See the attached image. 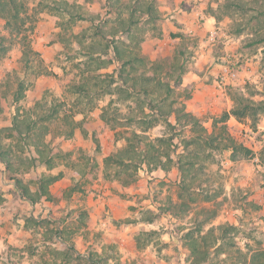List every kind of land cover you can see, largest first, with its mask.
Instances as JSON below:
<instances>
[{
	"label": "rangeland",
	"instance_id": "1",
	"mask_svg": "<svg viewBox=\"0 0 264 264\" xmlns=\"http://www.w3.org/2000/svg\"><path fill=\"white\" fill-rule=\"evenodd\" d=\"M193 8L215 18L209 28L186 31ZM204 22L200 15L194 24ZM1 37L7 52L0 58V130L12 126L18 107L22 112L55 104L60 116L46 139L63 151L51 169L39 161L33 165V145L18 150L21 138L14 131L0 134L13 148L10 181L18 176L36 189L41 174H61L50 185L52 198L31 204L14 182L1 181L0 172V212L10 214L8 233L20 240L0 253L2 264H87L91 255L99 264H190L184 234L205 218V208L216 210L205 230L237 226L226 238L235 234L237 245L223 244L210 264H240V250L264 249V110L255 117L222 116L238 105L237 97L264 100V0H0ZM116 46L122 58L113 62ZM232 49L242 64L248 60V70L220 90L213 80ZM129 54L139 59L137 69L127 65L121 71ZM128 72L139 82L152 78L153 95L171 89L168 101L197 119L172 125L175 115L167 124L149 113L158 120L146 131L151 138L172 139V157L189 169L185 181L194 178L192 196L181 191L175 162L168 171L143 164L129 183L127 174L105 170V157L143 125L140 115L129 119L137 113L139 92L127 96L128 84L121 83ZM196 91L206 100L191 108ZM150 104L146 98V112ZM66 115L75 123L71 136L58 131ZM106 219L114 229H99ZM130 227L138 250L124 255L107 234Z\"/></svg>",
	"mask_w": 264,
	"mask_h": 264
},
{
	"label": "trees",
	"instance_id": "2",
	"mask_svg": "<svg viewBox=\"0 0 264 264\" xmlns=\"http://www.w3.org/2000/svg\"><path fill=\"white\" fill-rule=\"evenodd\" d=\"M6 52L7 46H5V38L1 37L0 58ZM114 53V58L116 59L112 58L111 61L117 62L122 58L117 46L114 47ZM129 55L130 58L127 61L120 62L121 71H128L125 70L127 65L133 67V71L137 69L136 62H138L139 59L134 54ZM130 72H128V75L122 79L121 85L127 86L128 84L127 96H131L132 92H139V96L136 97L139 104L136 111L137 113L134 116H129V119L132 121L140 115L141 123L139 124L143 125L141 126L142 128L140 132L133 129L130 130L128 134H125V146L105 157V170L108 171L109 169H115V176H119L123 173L127 174V176L131 177V180H127L126 182L129 183L143 164H147L151 169L160 168L168 171L171 169L172 163L175 162L179 171L182 173L181 177L183 179L180 185L181 191L186 192L188 196H192V183L194 178L191 177L189 181H185V177L189 175L187 174L189 169L185 168L181 158L179 160H174L172 157L170 150V140L172 139L166 135L151 138L146 134V131L153 127L158 120V118L150 117L151 115H149V113H155V115L157 113L159 116H162L165 118L167 124H172L169 118L172 115H175L176 122L172 125H176L179 121H182V119H188L192 122H196L197 119L194 118L190 112H185V110L176 107L174 99L168 101L171 89L167 88L165 94L159 92L153 95L148 88L152 78L142 76L140 78L143 79L139 82L138 77L136 79H134V77L131 78ZM132 80L133 82H131ZM157 81L159 88L164 89L166 84H163L160 80ZM138 85L141 86L139 90ZM18 92L19 91L15 93L16 99H19ZM146 98H150L152 102L149 106L150 112L145 111ZM236 99L238 105H236L231 111H225L223 113V121H226L230 115H234L238 118L245 116L255 117L260 109L264 110V100L256 103L254 100L245 99L243 97H237ZM39 107L41 106L36 105L31 109L22 110V112L18 107L17 112L12 119V126L2 128L0 134L5 130L14 131L16 136L21 138L19 141L21 144H17L18 150L20 149L24 151L26 147L28 148V146L30 147L33 145L35 147V155H31L32 164L34 165L35 161H39L41 164H45L48 169H51L56 166L55 159L63 155V151L58 147L52 146L50 142L47 141L46 136L50 132L53 123L60 116V111L56 108L55 104L48 106L45 110L37 109ZM64 117L67 123L64 128H61V130L58 131L60 134L71 136L74 132L75 123L72 118L69 119L67 115ZM225 129V126H222L219 134H223ZM9 134L14 136L11 132ZM207 141H209V143L212 142L211 136L207 137ZM223 147L228 148L229 145L224 144ZM12 149L11 144L3 143L0 139V163L4 167L5 177L8 181H10L8 179L9 177H7L8 172L16 170L15 164L11 158ZM185 173L186 176L184 175ZM60 176V173L56 175L46 173L41 174V176L37 177L35 180V183L37 184L36 189H32L29 183L24 182L18 176L10 179L11 181L13 180L20 196L24 200L29 201L31 204H36L44 198L48 200L52 198L50 185ZM202 212L205 213V218L200 221L196 220L184 234V243L189 248L190 252V264H210L214 258L219 257V249L223 244H227L231 247L237 245L235 242L237 226L231 223H225L217 226L212 225L205 230V223H209L216 216V210L205 208ZM127 221L131 222V220ZM231 231H234L235 234L226 240ZM57 233H59V231H57ZM71 249L77 254L76 257L80 256L74 245H71ZM85 260L87 264L100 263V260L96 259L95 255L85 257ZM235 261L240 264H264V249L258 248L248 250L247 252L240 250V254Z\"/></svg>",
	"mask_w": 264,
	"mask_h": 264
},
{
	"label": "crops",
	"instance_id": "3",
	"mask_svg": "<svg viewBox=\"0 0 264 264\" xmlns=\"http://www.w3.org/2000/svg\"><path fill=\"white\" fill-rule=\"evenodd\" d=\"M194 1H196V0H194ZM169 9H170V7H169ZM200 15L202 17H204V21H205L204 25L205 26L200 25V28H199L198 27L199 25L194 24V21ZM189 17L193 18V20L186 23V31H194V32H197L199 29H201L203 27H204V30L207 27L209 28L212 25L213 21L215 20L214 17L205 16V15H203V12H199V10H195L194 8H193V12L190 13ZM232 51L234 52L233 49H232ZM220 70H221V65H219V69H218L217 74L220 72ZM246 70H248V69L247 68L244 69L242 71V73L243 74L246 73ZM213 83H214L213 85H215V79L213 80ZM216 90L221 92L218 89H216ZM193 96L194 97L191 99V101L188 104L189 106H191V108L196 107V105L199 104L201 101L203 103V100H206V98H204L205 97L204 94L200 95L199 91H196V93L194 92ZM219 96H221V95H219ZM201 97L203 99H201ZM210 99L211 98H208L207 100H210ZM100 198L106 200L107 197L101 196ZM113 200H115V199H112V201ZM116 201L118 202V199ZM4 208L7 209L8 207L5 206ZM123 215H125V214H123ZM128 215H130L129 212H128ZM121 216L122 215H119L118 213H116V214H114V219H120ZM11 223H12V221L10 220V214H2L1 215V212H0V253H2L5 250V247H7L9 245V243H14V242L18 243L20 241L19 239H15L14 234H12L13 232L8 233V229H12V227H8V225ZM109 225H111V222L108 219H106L99 224V229H101V228L104 229L105 227H106V229H108V228L114 229V228H110ZM131 225H133V223H130L129 226H131ZM132 227L127 228L128 230H126V232H123V233H119V230L115 229L113 233L107 234V235H109V239H111V240L114 239V241H116L118 243V248L124 255L137 253V250H138V248L136 247L135 242H134V234H133V231H135L136 229H133ZM0 264H2V263L0 262Z\"/></svg>",
	"mask_w": 264,
	"mask_h": 264
},
{
	"label": "built area",
	"instance_id": "4",
	"mask_svg": "<svg viewBox=\"0 0 264 264\" xmlns=\"http://www.w3.org/2000/svg\"><path fill=\"white\" fill-rule=\"evenodd\" d=\"M224 62L221 64V70L217 74L215 79V86L220 90L224 89L227 85L236 84L239 79L241 72L246 69L248 60L245 62V65L242 64L241 59L233 52H229L227 56L223 57ZM0 172L2 175V182L8 181L5 177V170L2 164L0 163ZM9 182V181H8ZM13 183V181H10Z\"/></svg>",
	"mask_w": 264,
	"mask_h": 264
}]
</instances>
